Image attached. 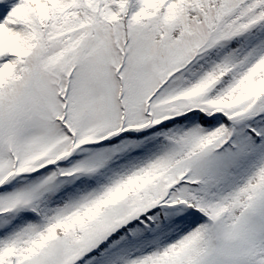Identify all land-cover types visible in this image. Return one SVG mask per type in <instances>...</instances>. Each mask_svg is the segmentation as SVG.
Masks as SVG:
<instances>
[{
    "label": "snow or ice",
    "instance_id": "snow-or-ice-1",
    "mask_svg": "<svg viewBox=\"0 0 264 264\" xmlns=\"http://www.w3.org/2000/svg\"><path fill=\"white\" fill-rule=\"evenodd\" d=\"M0 264H264V0H0Z\"/></svg>",
    "mask_w": 264,
    "mask_h": 264
}]
</instances>
